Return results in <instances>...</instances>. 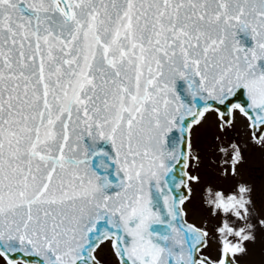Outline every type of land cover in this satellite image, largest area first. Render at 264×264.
Here are the masks:
<instances>
[{
  "label": "snow or ice",
  "instance_id": "6c2138e0",
  "mask_svg": "<svg viewBox=\"0 0 264 264\" xmlns=\"http://www.w3.org/2000/svg\"><path fill=\"white\" fill-rule=\"evenodd\" d=\"M0 264H264V0H0Z\"/></svg>",
  "mask_w": 264,
  "mask_h": 264
}]
</instances>
